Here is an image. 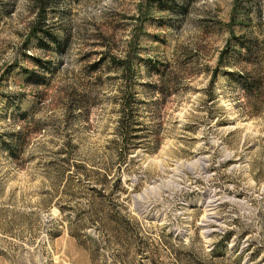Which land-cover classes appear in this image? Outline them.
Here are the masks:
<instances>
[{"label":"rangeland","instance_id":"rangeland-1","mask_svg":"<svg viewBox=\"0 0 264 264\" xmlns=\"http://www.w3.org/2000/svg\"><path fill=\"white\" fill-rule=\"evenodd\" d=\"M188 249L264 264V0H0V264Z\"/></svg>","mask_w":264,"mask_h":264},{"label":"trees","instance_id":"trees-1","mask_svg":"<svg viewBox=\"0 0 264 264\" xmlns=\"http://www.w3.org/2000/svg\"><path fill=\"white\" fill-rule=\"evenodd\" d=\"M163 0H150L151 3L155 4V3H160L162 2ZM55 41L57 42H60L58 39H56ZM58 46H60L61 44H57ZM119 65L120 67H125V62L124 61H121L119 62ZM125 72H128V68L125 67ZM244 75L242 77H244L247 72H243ZM124 80L126 82V90L124 92H122L124 94V98H123V102L121 103V127H120V135H121V140H122V144L124 146H127L129 145V138L131 136V134L133 133V131H135V128L133 127L132 123H131V120H130V116H131V109H132V106H131V102L129 101V97L131 98H134L136 97L135 96V92H134V88L132 86H130V84L128 83V77L124 76ZM247 77V75H246ZM250 81V80H248ZM258 87H255V89H257ZM128 94V96H127ZM18 143H22V138H20L19 140H17ZM122 157V155H121ZM76 167V165H75ZM79 167V165H77V168ZM79 170V169H77ZM110 207V205H109ZM112 209V207H110ZM128 212L126 213H122L121 210H118L116 212V214H112V215H109V218L108 221H111V222H114L116 224H119V225H122L123 226V223L122 221L123 220H126L128 218ZM104 222V221H102ZM91 221H86V220H83L82 218H79L77 221L75 222H72L70 223L73 227H75V229H81V227H85V226H88L90 225ZM109 222H106L105 221V224H103L105 227L107 226L106 224H108ZM72 236L76 237L77 239H80L79 238V234L77 232V234L75 232H72L71 234ZM188 256L191 258V260H188L189 261V264H201L198 260H194L193 256L198 257V255L192 250V249H188ZM176 259H180L179 256L176 257Z\"/></svg>","mask_w":264,"mask_h":264}]
</instances>
